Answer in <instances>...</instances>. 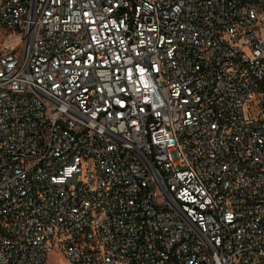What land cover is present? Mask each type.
Masks as SVG:
<instances>
[{
  "label": "built area",
  "instance_id": "built-area-1",
  "mask_svg": "<svg viewBox=\"0 0 264 264\" xmlns=\"http://www.w3.org/2000/svg\"><path fill=\"white\" fill-rule=\"evenodd\" d=\"M0 264H264V0H0Z\"/></svg>",
  "mask_w": 264,
  "mask_h": 264
},
{
  "label": "rangeland",
  "instance_id": "rangeland-1",
  "mask_svg": "<svg viewBox=\"0 0 264 264\" xmlns=\"http://www.w3.org/2000/svg\"><path fill=\"white\" fill-rule=\"evenodd\" d=\"M1 37V36H0Z\"/></svg>",
  "mask_w": 264,
  "mask_h": 264
}]
</instances>
